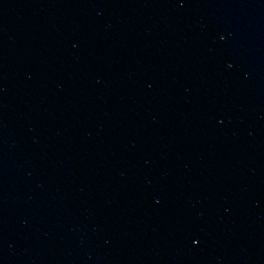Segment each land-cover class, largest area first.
<instances>
[{"label":"water","instance_id":"water-1","mask_svg":"<svg viewBox=\"0 0 264 264\" xmlns=\"http://www.w3.org/2000/svg\"><path fill=\"white\" fill-rule=\"evenodd\" d=\"M0 264H264V0H0Z\"/></svg>","mask_w":264,"mask_h":264}]
</instances>
